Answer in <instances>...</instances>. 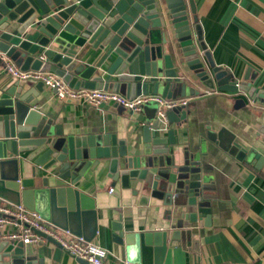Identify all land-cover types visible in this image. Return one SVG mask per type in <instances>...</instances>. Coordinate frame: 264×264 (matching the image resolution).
<instances>
[{
  "label": "water",
  "instance_id": "1",
  "mask_svg": "<svg viewBox=\"0 0 264 264\" xmlns=\"http://www.w3.org/2000/svg\"><path fill=\"white\" fill-rule=\"evenodd\" d=\"M87 45L109 61L103 71L82 63L80 52ZM3 57L22 71L54 73L75 90H111L128 98H185L197 81L222 92L258 94L216 67L186 0H0L2 70ZM44 89L42 82H16L0 90V200L24 205L87 243L99 231L100 181L108 180L143 204L149 197L163 202L172 222L165 230L128 233L122 217L111 225L113 241L126 247L128 260L138 262L140 251L144 264H163L169 241L172 246L186 242L193 229H185V223L211 226L204 189L209 179L202 177L200 154L181 149L176 140L188 120V106L167 111V125L147 121L144 149L135 145L140 152L130 156L125 142L112 135H64L35 108ZM168 125L177 128L168 130ZM221 135L222 149L262 166L263 157ZM36 257L32 245L0 242V264H39Z\"/></svg>",
  "mask_w": 264,
  "mask_h": 264
},
{
  "label": "crops",
  "instance_id": "2",
  "mask_svg": "<svg viewBox=\"0 0 264 264\" xmlns=\"http://www.w3.org/2000/svg\"><path fill=\"white\" fill-rule=\"evenodd\" d=\"M186 1L216 67L227 72L232 81L256 88L258 94L222 92L197 81L188 88L185 98L174 99L188 101V120L179 127L176 140L181 149L200 154L202 177L209 179L204 189L212 208V223L209 227L185 223V229L192 228L193 235L186 242H174L173 246L169 241L163 264H264V163L256 168L254 158L251 162L239 161L219 146L218 139L222 133L223 139L234 140L240 150L264 158V0ZM80 53L85 55L82 63L101 71L109 63L104 62L102 51L89 45ZM3 60L10 61L6 57ZM15 83L0 68V90ZM34 105L61 126L64 135L79 138L112 135L125 142L130 156H137L144 149L142 128L147 121L158 119L157 109L151 105H145L138 113L117 105L96 108L60 101L46 87ZM167 128L173 130L177 126ZM98 189L104 201L97 205L99 231L92 243L109 252V264H144L140 251L135 256L138 262L128 260L126 247L113 241L111 225L122 217L128 233L165 230L172 223L168 208L150 197L143 204L108 180L100 181ZM14 230L8 227L0 231V242L5 233ZM32 248L39 264H89L71 257L55 244Z\"/></svg>",
  "mask_w": 264,
  "mask_h": 264
},
{
  "label": "built area",
  "instance_id": "3",
  "mask_svg": "<svg viewBox=\"0 0 264 264\" xmlns=\"http://www.w3.org/2000/svg\"><path fill=\"white\" fill-rule=\"evenodd\" d=\"M3 71L16 82H42L46 88L55 92L60 101L83 103L96 108L102 105H117L132 113L141 112L144 105L155 103L158 106V119L164 125L168 124L167 111L188 106L186 99L167 100L159 95L128 98L113 91L75 90L62 77L54 73L22 71L10 61H5ZM207 94L210 92L208 91ZM110 192H113V189ZM8 227L15 230L3 235L5 241L22 242L34 247L51 243L59 246L77 260L89 264H109V252L106 249L94 243H87L83 238L75 237L69 231L56 228L45 221L38 212L29 210L24 205L0 202V231H5Z\"/></svg>",
  "mask_w": 264,
  "mask_h": 264
},
{
  "label": "rangeland",
  "instance_id": "4",
  "mask_svg": "<svg viewBox=\"0 0 264 264\" xmlns=\"http://www.w3.org/2000/svg\"><path fill=\"white\" fill-rule=\"evenodd\" d=\"M147 105H151V107H153L155 110L158 108V106L155 103H150ZM143 107H145V105Z\"/></svg>",
  "mask_w": 264,
  "mask_h": 264
}]
</instances>
